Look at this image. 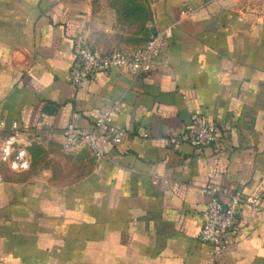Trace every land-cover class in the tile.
I'll return each mask as SVG.
<instances>
[{"label":"crops","instance_id":"1","mask_svg":"<svg viewBox=\"0 0 264 264\" xmlns=\"http://www.w3.org/2000/svg\"><path fill=\"white\" fill-rule=\"evenodd\" d=\"M118 19L94 0H0V120L38 133L27 169L0 160V264H264V212L246 202L224 249L195 238L201 186L264 190V0H152L134 44ZM166 25L149 73L71 81L77 39L129 50ZM114 99L125 130L109 155L63 150L72 113L87 125ZM192 112L217 140L165 145Z\"/></svg>","mask_w":264,"mask_h":264},{"label":"built area","instance_id":"2","mask_svg":"<svg viewBox=\"0 0 264 264\" xmlns=\"http://www.w3.org/2000/svg\"><path fill=\"white\" fill-rule=\"evenodd\" d=\"M191 11L182 9L183 14ZM172 34L170 25L152 31L147 38L129 50L111 49L103 51L77 39L75 63L70 69V79L73 83H82L99 71H106L117 67L132 73L134 76L149 73L153 64L165 51ZM120 100L114 99L105 103L98 116L87 125L75 122L78 111L72 113L71 119L61 131V145L63 150L73 152L80 147H87L91 154L99 159L109 155L112 148L120 143L124 128L114 124L119 113ZM146 130L140 135L146 136ZM217 125L206 115L192 112L187 126L176 134L163 137L165 145L181 142L202 147L217 140ZM38 137L36 130L12 121L6 126L0 120V160L14 171H22L29 167L31 160L30 147ZM207 195L206 203L201 210V223L195 233V238L207 242L210 252L215 254L226 247L227 240L237 231L240 205L244 202L257 214L264 212V205L260 202L264 190L255 189L244 195L240 187L230 188L216 184H207L199 188Z\"/></svg>","mask_w":264,"mask_h":264},{"label":"rangeland","instance_id":"3","mask_svg":"<svg viewBox=\"0 0 264 264\" xmlns=\"http://www.w3.org/2000/svg\"><path fill=\"white\" fill-rule=\"evenodd\" d=\"M100 8L112 6L118 11L119 22L125 25L129 33L126 42L137 43L149 33L150 28H144V20L151 18L152 0H94Z\"/></svg>","mask_w":264,"mask_h":264}]
</instances>
